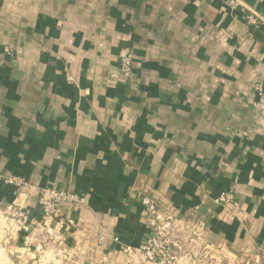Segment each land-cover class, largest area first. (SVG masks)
I'll return each instance as SVG.
<instances>
[{"label": "crops", "instance_id": "0c3cea01", "mask_svg": "<svg viewBox=\"0 0 264 264\" xmlns=\"http://www.w3.org/2000/svg\"><path fill=\"white\" fill-rule=\"evenodd\" d=\"M258 87L264 0H0V264H155L125 252L159 234L145 197L212 264H264ZM39 188L87 205L46 220Z\"/></svg>", "mask_w": 264, "mask_h": 264}, {"label": "built area", "instance_id": "2783aa9c", "mask_svg": "<svg viewBox=\"0 0 264 264\" xmlns=\"http://www.w3.org/2000/svg\"><path fill=\"white\" fill-rule=\"evenodd\" d=\"M231 4L236 5V2L232 1ZM248 20L251 23H256L255 15H249ZM121 65L123 73L125 75H130L132 72L133 55H126L122 59ZM256 93L258 96L256 108L264 119V89L258 87ZM0 184L22 185L23 181L17 178H6L0 175ZM40 193L39 202L47 218H51L63 204L78 202L75 195H67L51 189H42ZM234 201L235 197L232 191L223 192L217 199V202L220 204H232ZM143 206L149 215V219L152 220V223H155L159 216V206L157 203L152 201L150 198L145 197L143 199ZM24 222H26V217L23 214H17L15 215L11 226L12 228L20 227ZM162 230H166V228ZM166 236L167 234L162 233L153 235L149 237L139 248H127L125 249V252L132 253L136 251L142 254L149 262L155 264H177V257L172 249L173 245Z\"/></svg>", "mask_w": 264, "mask_h": 264}, {"label": "rangeland", "instance_id": "374dc122", "mask_svg": "<svg viewBox=\"0 0 264 264\" xmlns=\"http://www.w3.org/2000/svg\"><path fill=\"white\" fill-rule=\"evenodd\" d=\"M0 175H2L3 177H6V178H11L10 176H6L1 172H0ZM15 177H12V178H15ZM17 179H19V177ZM1 185H9V184H0V186ZM22 185H24V181H23ZM42 189H51V188H39V193H38V204L39 205H40L39 198H40V194H41L40 191ZM51 190L57 191L59 193H64L67 195H75L78 199V202L63 204L51 218H47L45 216L43 209L40 205L42 212H43V216L46 220L52 221L54 219V217L56 215H58V213L62 210V207L66 204H78V205H82V206L87 205L86 199L79 196L76 193L59 191V190H55V189H51ZM17 214H20V215L23 214L26 217V222L23 223L22 227L25 226L27 224V221H28V212H26L25 210H22V209L15 211L13 219H14L15 215H17ZM149 224L152 227H154V226L158 227L159 234L160 233L167 234L166 237L169 238V240L171 241V244L173 245L172 249H173V252L176 254L177 264H212L211 261H216V260H213L212 258H210L209 256L207 257V251H206L205 246L201 244L200 240H197L196 236H191L192 234H190V232L188 230H186L188 232L182 231V230L180 231V227L178 226L177 221L173 217H168L167 215H164V213L161 211L160 206H159V216L156 219L155 223H152V220L149 219ZM154 224H156V225H154ZM164 228H166V230H162ZM116 240L118 242V239H116ZM229 260L231 261L232 259H229Z\"/></svg>", "mask_w": 264, "mask_h": 264}]
</instances>
